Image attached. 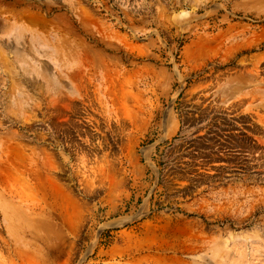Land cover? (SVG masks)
Masks as SVG:
<instances>
[{
  "label": "rangeland",
  "instance_id": "374dc122",
  "mask_svg": "<svg viewBox=\"0 0 264 264\" xmlns=\"http://www.w3.org/2000/svg\"><path fill=\"white\" fill-rule=\"evenodd\" d=\"M0 264H264V0H0Z\"/></svg>",
  "mask_w": 264,
  "mask_h": 264
}]
</instances>
